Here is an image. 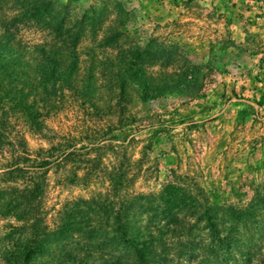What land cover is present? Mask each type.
I'll list each match as a JSON object with an SVG mask.
<instances>
[{
  "label": "rangeland",
  "instance_id": "obj_1",
  "mask_svg": "<svg viewBox=\"0 0 264 264\" xmlns=\"http://www.w3.org/2000/svg\"><path fill=\"white\" fill-rule=\"evenodd\" d=\"M55 2L68 6L67 26L87 14L93 28L81 37L83 51L95 48L98 61L111 62L112 75L95 60L98 88L91 102L67 101L40 119V129L16 118L9 137L21 138L32 157L59 144L73 151L44 174L43 224L54 231L63 212L73 208L72 220L84 230L95 226L98 236L89 242L84 230L73 232L32 264H105L112 249L102 239L111 236L107 226L114 222L100 205L160 194L169 184L201 205L178 210L185 227L209 208L207 215L216 217L222 238L232 212H244L236 235L242 246L224 264H264V0ZM22 35L40 38L29 30ZM110 35L109 47H99ZM138 48L149 53L137 55ZM156 50L166 53L165 59H155ZM129 66L135 76L127 80L122 72ZM120 86L126 91L122 115L116 107ZM148 86L152 90L143 98ZM6 156L0 150V172ZM116 175H121L122 189L111 193L109 178ZM138 209L130 218L143 212ZM148 213L140 217L142 228ZM205 222H197L190 238L207 232L201 230ZM19 223L0 219V255L8 245L14 251L20 236H4ZM158 223L162 230L166 220ZM167 230L169 242L176 235ZM168 252L172 261L166 264H205L175 257V249ZM0 264H5L1 257Z\"/></svg>",
  "mask_w": 264,
  "mask_h": 264
},
{
  "label": "trees",
  "instance_id": "obj_2",
  "mask_svg": "<svg viewBox=\"0 0 264 264\" xmlns=\"http://www.w3.org/2000/svg\"><path fill=\"white\" fill-rule=\"evenodd\" d=\"M67 10V5L58 4L55 0H0V150L7 152L0 172V219L12 218L20 222L4 236L5 240L14 235L20 236L14 251L10 250L13 249L12 245L2 248L0 257L5 264H32L35 258L53 247V242L84 230L69 215L71 208L63 212L56 229L49 231L48 226L43 224L39 205L44 189V174L53 166L60 167L69 160L74 155L73 151L66 152L59 144L48 150H40L32 157L24 148L21 138L12 140L9 137L12 121L16 118H22L30 128L35 126V129H40L43 122L40 119L59 110L67 101L91 102L98 88L93 80L96 61L110 71L111 62L107 58L98 61L95 48L85 53L83 51L81 37L93 28V22H87L86 14L72 26H67L64 18ZM25 30L35 32L40 38L25 39L22 35ZM113 41L114 36H105L99 47L108 48ZM138 49L137 55L139 52L140 56L149 53L148 49ZM154 53L157 60H163L167 55L160 50ZM85 56L86 59L83 58ZM129 69L130 66L122 72L127 80L135 76L129 73ZM109 73L112 75L111 71ZM151 90V86L146 87L143 98L148 97ZM125 93L123 86H120L116 102L119 115L124 112L121 101ZM109 179V192H120L121 175ZM159 193L137 196L118 206L113 202L100 205L114 222V226H107L111 236L102 239L106 241L102 244H108L112 249L111 253H107L110 259L105 264H166L172 261L168 251L173 249L175 257L185 256L205 264H224L242 246L241 239L236 235L244 212H232L226 220L230 226L224 228L227 233L221 238L222 231L217 228L216 217L207 215L210 209L206 208L197 222L205 218L206 224L201 230L207 229V232L203 236L190 238L197 222L185 227L178 218V210L198 209L201 205L192 202L187 193H181L177 185H166ZM115 206L117 210H114ZM136 206L143 212L138 209L139 214L130 218ZM144 212L149 213L147 225L142 228L140 217ZM163 220L166 223L160 230L161 223L158 222ZM179 226L182 232L175 233ZM90 227L84 230L89 242L98 236L97 228ZM170 228L176 238L166 242L164 229L169 231ZM181 234L184 236L181 237ZM206 240L209 241L203 244ZM115 250L118 254H115Z\"/></svg>",
  "mask_w": 264,
  "mask_h": 264
}]
</instances>
